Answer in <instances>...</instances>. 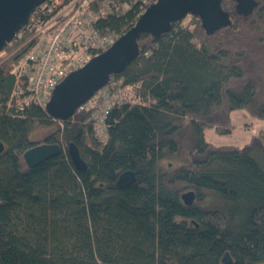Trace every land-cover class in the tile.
<instances>
[{
	"label": "trees",
	"instance_id": "1",
	"mask_svg": "<svg viewBox=\"0 0 264 264\" xmlns=\"http://www.w3.org/2000/svg\"><path fill=\"white\" fill-rule=\"evenodd\" d=\"M221 8L230 23L211 35L196 16L139 35L138 55L112 76L137 102L108 111L104 141L88 112L58 121L15 105L32 12L0 60V264H223L225 253L230 264H264V131L242 146L204 139L205 128L232 133L237 111L264 122V0L248 15L233 0ZM138 17L100 26L121 35ZM43 144L59 153L28 167L24 153ZM126 171L135 181L117 188Z\"/></svg>",
	"mask_w": 264,
	"mask_h": 264
},
{
	"label": "built area",
	"instance_id": "2",
	"mask_svg": "<svg viewBox=\"0 0 264 264\" xmlns=\"http://www.w3.org/2000/svg\"><path fill=\"white\" fill-rule=\"evenodd\" d=\"M156 0H45L27 28L34 26L32 44L15 67L17 84L12 97L19 108L36 104L45 108L51 92L72 71L85 66L120 36L104 31L100 23L130 11L139 16ZM35 21V24L32 22ZM4 50L0 52L2 56ZM137 102L120 81L110 79L77 111L88 112L96 135L107 139L105 117L115 105Z\"/></svg>",
	"mask_w": 264,
	"mask_h": 264
},
{
	"label": "water",
	"instance_id": "3",
	"mask_svg": "<svg viewBox=\"0 0 264 264\" xmlns=\"http://www.w3.org/2000/svg\"><path fill=\"white\" fill-rule=\"evenodd\" d=\"M45 0H0V52L24 27L32 12ZM222 0H156L137 19L135 24L122 33L102 53L94 56L85 66L70 72L51 92L45 110L58 121L70 118L99 89L109 83L111 77L120 73L138 55L137 39L148 33L157 38L170 30L171 24L187 16L199 18L207 35L225 28L230 23L229 13L221 8ZM236 11L248 15L256 6V0H233ZM68 155L78 170L86 165L74 144L68 145ZM3 144L0 142V152ZM59 153L58 145L43 144L27 150L23 159L28 167H34ZM135 181L132 171L120 174L117 188H126ZM182 201L190 205L193 192L182 195ZM223 264H230L228 253Z\"/></svg>",
	"mask_w": 264,
	"mask_h": 264
},
{
	"label": "rangeland",
	"instance_id": "4",
	"mask_svg": "<svg viewBox=\"0 0 264 264\" xmlns=\"http://www.w3.org/2000/svg\"><path fill=\"white\" fill-rule=\"evenodd\" d=\"M189 20V16L183 18L180 25H185ZM0 60L9 56L10 52L4 50ZM231 121L234 125L233 131L230 134L219 135L214 129H204V139L207 143L212 145H233L242 146L247 143L252 136L257 135L260 131H264V122L250 117L243 111L232 113Z\"/></svg>",
	"mask_w": 264,
	"mask_h": 264
}]
</instances>
